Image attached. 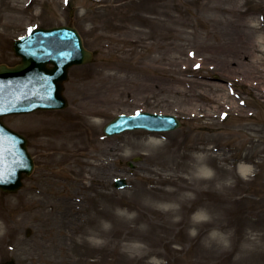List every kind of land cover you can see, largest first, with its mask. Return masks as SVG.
<instances>
[{
    "label": "rangeland",
    "instance_id": "374dc122",
    "mask_svg": "<svg viewBox=\"0 0 264 264\" xmlns=\"http://www.w3.org/2000/svg\"><path fill=\"white\" fill-rule=\"evenodd\" d=\"M234 12L259 28L251 40L264 35V0H0V65L20 64L13 43L36 27H74L95 52L69 71L65 110L4 119L35 169L0 190V264H264V97L258 75L226 65ZM229 93L243 110L222 112ZM139 112L182 126L104 135Z\"/></svg>",
    "mask_w": 264,
    "mask_h": 264
},
{
    "label": "water",
    "instance_id": "95a60500",
    "mask_svg": "<svg viewBox=\"0 0 264 264\" xmlns=\"http://www.w3.org/2000/svg\"><path fill=\"white\" fill-rule=\"evenodd\" d=\"M14 52L22 58L19 65H0V177L3 179L0 189L9 193L22 188L24 175L30 176L34 170V161L26 138L9 129L2 119L39 110L64 109L67 101L62 94L63 83L68 79L69 69L93 60L78 31L70 27L34 29L14 43ZM180 127L181 122L174 116L140 113L117 117L104 132L111 137L125 131L162 132ZM115 186L125 188L127 182L117 180Z\"/></svg>",
    "mask_w": 264,
    "mask_h": 264
},
{
    "label": "bare ground",
    "instance_id": "6f19581e",
    "mask_svg": "<svg viewBox=\"0 0 264 264\" xmlns=\"http://www.w3.org/2000/svg\"><path fill=\"white\" fill-rule=\"evenodd\" d=\"M239 10H237V12L241 13V17H242L244 13L241 9ZM234 14H235L234 19L230 26L231 31L227 33L228 35L232 36L231 38L234 39L232 44L228 45L229 47L227 51L228 53H230L229 56L231 60L228 61L229 63L227 62L226 65H228V67L231 68L230 66L232 64L235 71L244 70V73H246L248 77H252V76L256 77V75H258L260 82L258 83L253 82V89L255 90L254 97L257 100H259L260 98L262 99L264 97V89H262L264 87V80H263L264 77L260 74V71L264 72V67L262 69H260V67H257L256 65L258 64L259 56H253V58H251V55L252 54L254 55L256 51H259L264 55V47H262V45H264V35H261L258 40L256 39L251 40V38L249 37V34L247 33L248 30L253 28L256 31H259V28L256 27V25L253 23L251 19H242L239 17L238 13L234 12ZM219 64L221 65L222 63H219ZM263 66H264V62H263ZM225 100L224 99L222 100V98L219 100V107L224 109L222 112H226V110L228 109L234 110V111L243 110L240 104L238 103L239 102L238 95L229 93L226 95ZM243 104L249 107V105L246 102H243ZM238 133L241 135V132H238ZM150 144H152V142H150ZM237 161L239 162L240 158L237 159ZM252 174H253V171L248 164L239 165V166L237 165V167L234 166V169L232 172V176L234 178L232 194H234L235 199L237 198L236 199L237 201H242L243 199L241 196V192L243 188L242 185H245V184H242V182L246 179L248 182H251L252 181L251 177L253 176ZM257 175H260L261 178L264 179L263 177L264 176V164H263V170H260V172ZM65 207L68 208V205L67 206L65 205ZM68 214L69 213L67 209L62 212L63 219L61 221V224L68 225L64 229L69 228V226L71 225V222H72V225L74 224L73 218L69 216ZM74 227H77L76 223Z\"/></svg>",
    "mask_w": 264,
    "mask_h": 264
},
{
    "label": "snow or ice",
    "instance_id": "6c2138e0",
    "mask_svg": "<svg viewBox=\"0 0 264 264\" xmlns=\"http://www.w3.org/2000/svg\"><path fill=\"white\" fill-rule=\"evenodd\" d=\"M140 114L139 113H137V116H139ZM0 182H3V179H2V177H0Z\"/></svg>",
    "mask_w": 264,
    "mask_h": 264
}]
</instances>
